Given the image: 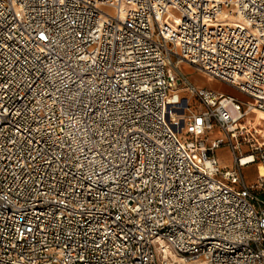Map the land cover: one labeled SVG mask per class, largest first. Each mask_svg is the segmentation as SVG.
Masks as SVG:
<instances>
[{
  "label": "built area",
  "instance_id": "2783aa9c",
  "mask_svg": "<svg viewBox=\"0 0 264 264\" xmlns=\"http://www.w3.org/2000/svg\"><path fill=\"white\" fill-rule=\"evenodd\" d=\"M254 109L264 0H0V264H264Z\"/></svg>",
  "mask_w": 264,
  "mask_h": 264
},
{
  "label": "bare ground",
  "instance_id": "6f19581e",
  "mask_svg": "<svg viewBox=\"0 0 264 264\" xmlns=\"http://www.w3.org/2000/svg\"><path fill=\"white\" fill-rule=\"evenodd\" d=\"M182 65H184V64H182ZM185 67L187 68L188 71H192L191 68H189V66L186 65ZM196 76L200 77L199 82L201 84L211 83L210 85H211V87L213 89H216V90H219V91H223V92L231 91L229 88H227V86H225L222 83L216 81L215 79H212V78L208 77L207 75H205L203 73H196ZM202 86H204V85H202ZM233 92L235 93V90ZM235 94L240 96L237 93H235ZM190 99L192 100V98H190ZM253 114H254V117H249L250 124L258 125L259 130L262 129V131H264V110L254 109ZM220 154H221V156H223L224 166H226L228 164L229 165L233 164L232 163V156L228 152H225L223 149H221ZM259 169H260V172L262 174L263 171H264V168H263L262 164L259 165ZM247 176L251 178V173H248ZM253 177L255 178L256 176H253Z\"/></svg>",
  "mask_w": 264,
  "mask_h": 264
},
{
  "label": "rangeland",
  "instance_id": "374dc122",
  "mask_svg": "<svg viewBox=\"0 0 264 264\" xmlns=\"http://www.w3.org/2000/svg\"><path fill=\"white\" fill-rule=\"evenodd\" d=\"M189 66V68H191V70L192 71H188L187 70V68L185 67V66ZM182 70H183V72L193 81V82H197V83H199V84H201L200 82H199V79H200V77L199 76H196V73H202L200 70H198V69H195V68H193L191 65H189L188 63H185L184 65H182ZM204 74V73H203ZM193 78V79H192ZM216 80V79H215ZM216 81H218V82H220V83H222L221 81H219V80H216ZM211 83H207V84H201V85H204V86H207V87H209V88H212L211 87V85H210ZM223 85H225V86H227V88H229L231 91H226V92H228V93H234L233 91L235 90L233 87H230V86H228V85H226V84H224V83H222ZM213 89V88H212ZM233 90V91H232ZM235 93H237L238 94V92L235 90ZM250 117H254V114L251 112V114H250ZM225 152H228L230 155H232L231 154V151L229 150V149H227V148H225V149H223ZM220 151H221V149L220 150H218V155H219V159H220V163H222V166H224V163H223V156H221V154H220ZM222 158V159H221ZM233 163V162H232ZM233 165H234V163H233ZM224 167H233L232 165H226V166H224ZM255 171V170H254ZM253 176H255V175H253ZM251 177L250 179H247L249 182H253V181H255V179H256V177L254 178V177Z\"/></svg>",
  "mask_w": 264,
  "mask_h": 264
}]
</instances>
